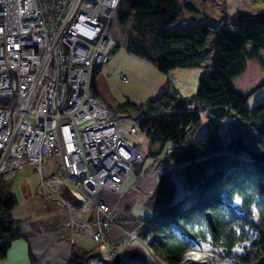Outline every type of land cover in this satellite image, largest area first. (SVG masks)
I'll list each match as a JSON object with an SVG mask.
<instances>
[{
  "label": "trees",
  "instance_id": "obj_1",
  "mask_svg": "<svg viewBox=\"0 0 264 264\" xmlns=\"http://www.w3.org/2000/svg\"><path fill=\"white\" fill-rule=\"evenodd\" d=\"M209 2L213 0H120L114 21L126 33L122 46L130 54L166 75L177 68L202 71L194 94L183 95L168 76L146 100L137 103L126 96L107 107L114 117L126 115L147 141L143 147L133 144L142 161L132 177L154 174L142 198L148 213L137 219L145 226L142 237L154 235L152 250L167 264H180L191 249L232 258L237 264H264V98L250 105L255 90L245 93L234 82L249 60L264 64L258 53L264 47V8L223 9L215 21L208 14ZM101 68L94 67L91 76L96 98ZM201 103L212 115L203 135L193 139L190 129L200 122ZM226 117L230 120L221 132ZM13 182L14 177L0 176V259L17 236ZM72 252L69 264H88L100 256L97 246ZM118 260L116 256L113 264Z\"/></svg>",
  "mask_w": 264,
  "mask_h": 264
},
{
  "label": "built area",
  "instance_id": "obj_2",
  "mask_svg": "<svg viewBox=\"0 0 264 264\" xmlns=\"http://www.w3.org/2000/svg\"><path fill=\"white\" fill-rule=\"evenodd\" d=\"M119 2L0 0V176L32 165L39 195L71 213L96 208L102 229L124 226L95 197L102 188L118 194L142 160L120 125L127 116L114 117L91 91L94 67L116 46ZM128 133H139L133 121Z\"/></svg>",
  "mask_w": 264,
  "mask_h": 264
},
{
  "label": "crops",
  "instance_id": "obj_3",
  "mask_svg": "<svg viewBox=\"0 0 264 264\" xmlns=\"http://www.w3.org/2000/svg\"><path fill=\"white\" fill-rule=\"evenodd\" d=\"M217 4L218 6L212 8L213 13L208 11L215 21L220 18L223 9L232 12L238 8L251 11L264 8V0H225L224 3L218 0ZM120 72L125 73L126 81L119 78ZM167 77L168 75L157 70L149 62L130 54L121 45L114 50L107 65L101 68L97 77L98 95L105 100L99 99L108 106L118 105L126 96L135 102H142L156 93ZM261 83H264V80ZM259 97L264 98V90ZM33 170L35 169L32 165H25L19 168L14 177L12 191L16 195L18 204L12 211V217L17 222L15 224L17 236L12 240L6 257L0 259V264H30L31 261L35 264H69L73 249L84 250L78 238L80 233L87 234L90 250L96 244L90 234L85 232L86 230L84 231L82 227L77 229L74 225L76 221H83L81 216L85 213L82 212L81 206L77 207L74 211V224L68 225L71 220L69 208L57 205L39 195L37 190L40 178L38 174L32 173ZM98 201L103 200L98 199ZM103 202L109 204L111 209L116 207L114 200L109 203ZM116 209L114 211H118ZM89 217L91 221H96L93 214ZM93 221V228L97 231L100 226L98 227ZM132 227L135 226H129ZM112 234L113 231L110 232V235Z\"/></svg>",
  "mask_w": 264,
  "mask_h": 264
},
{
  "label": "rangeland",
  "instance_id": "obj_4",
  "mask_svg": "<svg viewBox=\"0 0 264 264\" xmlns=\"http://www.w3.org/2000/svg\"><path fill=\"white\" fill-rule=\"evenodd\" d=\"M217 2L218 0L216 1L213 0V3L209 2L207 4V9L209 12L212 11L213 6H218V4H216ZM111 37L114 40L115 44L118 45H123L126 40V33L124 29L115 21L112 25ZM258 53L264 59V47H261ZM201 71L202 69L198 67L177 68L171 70L168 76H170V74L173 76V80L176 87L180 90V92L183 95L186 96V95L194 94L196 92V89L198 87V78ZM119 78L122 81L127 80L125 73L122 72L119 73ZM235 79L236 80L234 82L236 87L242 90L243 92L249 93L255 90L249 99V104L253 105L256 99L261 98L259 97V94H261L262 91L264 90V85L259 87L260 83L264 80V64H262L257 59L249 60L246 70ZM98 97L104 99V97H102L101 95H98ZM197 108L199 110V114L201 118L199 124L192 126L190 129L193 139H198L203 135V133L207 128V120L212 115L210 107L203 103L199 104ZM107 111L111 112V110L109 109ZM115 116L119 118L120 116L123 117L124 115L116 114ZM229 120H230L229 117L223 119V126L221 127V132H223L226 129V125L229 122ZM120 125L126 132V140L129 143H131L132 145L138 144L139 146L142 147L143 145L146 146L147 144L146 138L142 136L141 133H138L135 136H131L128 133L129 127L131 126L130 120L123 119L120 122ZM157 147L158 145L156 144L155 148ZM52 163L54 164V161ZM149 163L150 160H147V162L145 163V168L149 165ZM32 173H35L36 175L38 174L36 170H33ZM150 175L154 176V174H149V176L139 179L137 178V175L134 174L133 177L131 176L127 184L121 188L118 194H114L106 190L105 188H102L98 193V195L95 197L97 200L101 199L108 203L111 200H114L116 202V207H117V209L116 207H114V209L118 211H114L113 208L111 209V206L109 204L108 206L111 209L117 224L118 223L121 224L118 221V219L120 218L122 219V222L127 224L125 227L119 228L113 226L110 228H105L106 230L102 229L101 223L104 220V217L94 207H90V208L82 207L81 210L82 212L85 213V215L83 214L84 216H81L83 217V221L80 220L81 221V222L79 221L80 223L76 221V223L74 224V220H73V224L75 225V227L77 229L82 227L84 231L86 230L85 231L86 233L90 234L92 239L95 237L94 235L95 233H99V232L102 233V239H101L102 241H99L98 244H94V245L95 247L96 246L99 247L100 256L98 257H100L105 264H113L115 262L116 256L119 259L118 260L119 264H133L135 262L139 264H145V262L142 260L143 258L145 259L147 256H149L152 253L158 256L150 246V242L153 240V236H154L153 233L150 232L147 234V236L142 237L143 232L145 230V226H143V224H140L137 220L148 213V209L142 203V198L148 195L149 189L152 185V177ZM37 176H39V174ZM138 179L139 182H137ZM94 211H96V213ZM97 212L99 214H97ZM74 214H75L74 211L72 213L70 212L71 219H74ZM92 214L94 219L96 220V221L93 220L92 221L97 223L98 227L100 226V228H98L97 231L94 230L93 223L89 217V215L92 216ZM130 225L132 226L136 225L135 226L136 228H129ZM112 231L113 234L110 235V232ZM132 233L133 236H135L134 240H130V235H132ZM78 238L81 241V245L84 246V250L85 251L90 250L87 234L80 233ZM93 241L95 243L94 239ZM180 264H183L182 260L180 261ZM234 264H237L236 261H234Z\"/></svg>",
  "mask_w": 264,
  "mask_h": 264
},
{
  "label": "bare ground",
  "instance_id": "obj_5",
  "mask_svg": "<svg viewBox=\"0 0 264 264\" xmlns=\"http://www.w3.org/2000/svg\"><path fill=\"white\" fill-rule=\"evenodd\" d=\"M135 236L130 235V240H134ZM108 257V256H107ZM109 258V257H108ZM145 264H166L160 257L155 254H150L145 259H142ZM183 264H234V261L228 259H222L219 256L212 254L207 250L191 249L188 250L183 258ZM139 264V263H133Z\"/></svg>",
  "mask_w": 264,
  "mask_h": 264
},
{
  "label": "water",
  "instance_id": "obj_6",
  "mask_svg": "<svg viewBox=\"0 0 264 264\" xmlns=\"http://www.w3.org/2000/svg\"><path fill=\"white\" fill-rule=\"evenodd\" d=\"M206 217H207V220L209 222V224L211 225L212 229L215 230V223H214V220H213V216L211 214V212H206ZM222 259H230V260H233L232 258H227V257H220Z\"/></svg>",
  "mask_w": 264,
  "mask_h": 264
}]
</instances>
